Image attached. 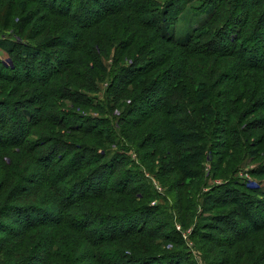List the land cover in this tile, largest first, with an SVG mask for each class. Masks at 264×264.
<instances>
[{"label": "trees", "instance_id": "1", "mask_svg": "<svg viewBox=\"0 0 264 264\" xmlns=\"http://www.w3.org/2000/svg\"><path fill=\"white\" fill-rule=\"evenodd\" d=\"M138 1L65 0L67 7L63 8L56 7V3L51 5L50 0H32L46 10L47 14L41 19L49 25L45 23L42 29L44 40L30 47L33 58H29L23 44L35 39L42 31L33 30L32 16H18L11 0L7 3L0 0V28L16 26L21 37L15 42L8 41L7 46L0 44L12 64H7L5 71L24 68L28 74L24 78L21 75L0 74V81L6 84L25 85V94L28 95L23 97L26 95L18 88L6 94L0 93V166L8 169L6 185L13 183L3 199L0 194V217L5 216L7 211L16 215L13 223L20 229L8 228V237L12 240L27 237L36 228L53 229L51 238H45L48 240L45 246L27 257L31 260L37 256L40 259L37 264H75L76 260L72 261L71 255L58 251L64 252V248L68 247L65 240H57L56 244L55 239L61 231L71 235L72 250L79 246L83 248L86 260L92 264H154L156 259L160 262L155 264H198L188 258L187 245L170 221V216L159 213L162 208L158 206L149 207L152 193L145 190L146 185L132 186L127 181L122 184L125 177L131 179L133 175L141 174L138 165L132 170L129 167L131 161L124 156L109 157L107 147L118 146L115 140L117 137L125 139L124 133L131 134L134 143L140 132L147 128L146 135L135 142V149L150 148L148 159L159 157L163 162L168 160L169 166H161V170L175 173L174 182L178 187L186 179H194L201 174L193 168L197 165L201 169L198 161L210 150L205 146L207 128L211 123H221L219 114L226 122L232 121V118L236 120L234 127L220 131L226 137L222 144L225 148L237 154L243 147H248L243 142L247 132H261L252 146H256L258 153L264 150V55L263 58H246L250 54L256 56L254 47L240 42L249 37V40L252 39L247 35L251 29L247 23L252 20L253 14L257 11L258 22L264 18V0H218L217 6L206 10L203 23L195 28L191 25L178 36L165 31L169 10H175L178 1H166L150 18V29L155 31L154 37L162 42L154 49L149 48L153 37L145 39L140 31ZM222 6H225V12L229 8L232 11L243 7L247 10L243 20H233L236 26L232 31L229 30L230 25L226 29L219 26L225 21L220 12ZM146 9L142 12L148 13ZM181 10L176 13L177 16L181 15ZM83 12L90 13V16L87 18ZM124 12L129 13L130 21L134 19L129 29L123 24L119 27L121 22L118 19ZM189 14L192 18L196 15L193 12ZM192 18L184 19V25L191 23ZM228 30L229 33H226ZM224 33L230 35L228 40L218 44L217 40ZM209 37L214 42H208ZM163 46L171 47L170 52L144 60ZM56 47H61L66 57L59 60L61 67L48 61V68L40 79L31 77L34 63H44L39 59L44 48ZM112 47L125 55L124 61L131 65L122 70L127 71V75L119 72L110 77L106 93L112 99L101 103L92 98L99 91V76L103 73L100 54L96 50L105 51ZM261 52L264 54V46ZM207 57H214V65L207 68L205 64L202 67L206 69L198 71L193 60L205 61ZM219 58L233 60V71L228 72V67L224 63L221 65ZM59 77L60 80L56 81ZM19 94L21 98H18ZM122 99L128 100L129 105H123L119 115L113 116L112 112L119 110L117 106ZM61 102L74 108H89L96 114L83 117L76 111L58 108ZM257 114L262 117H253L249 123L241 125L247 117ZM211 117L215 119L213 122ZM115 121L123 125L117 128ZM40 122L47 127L58 128L60 134L54 137L35 135V140L29 142L27 138L32 128ZM217 125L221 124H212V131ZM240 126L243 127L239 129ZM44 130L48 132L47 128ZM76 136L84 139L91 137L99 145L75 142ZM105 144L109 146L103 148ZM7 148L16 151L18 164L10 160L11 164L5 165L3 159L10 157L3 152ZM202 150L207 151L204 153ZM19 162L23 164L21 168H35V172L29 177H22L16 171ZM258 175L264 176V170ZM115 180L120 183L115 184ZM27 182L32 187H27ZM240 183L232 189L233 197L223 198L218 203L221 207L230 204L236 209L209 217V224L202 229L217 231L221 236L230 233L233 239L224 242L221 238H212L211 234L208 238L205 233L194 231L201 236L200 242L213 243L210 250L226 248L227 251L221 254L223 260L214 264H264V246L254 236L264 230V189ZM238 188L245 192L240 193ZM236 194L245 196L237 197ZM37 213L44 216L40 218ZM138 213L142 219L129 220L126 222L128 226L118 220L122 216ZM247 239L252 247L245 244ZM156 241L174 245L173 252L154 254ZM113 244V249L108 247ZM260 245L263 248H259ZM250 248L255 251L249 253ZM41 256L42 259L39 258Z\"/></svg>", "mask_w": 264, "mask_h": 264}, {"label": "rangeland", "instance_id": "2", "mask_svg": "<svg viewBox=\"0 0 264 264\" xmlns=\"http://www.w3.org/2000/svg\"><path fill=\"white\" fill-rule=\"evenodd\" d=\"M4 1L7 3L9 0H4ZM11 1L13 2V7L15 8L14 11L18 13V16H22V17L32 16L31 23H32V28L35 32H41L45 23H48L46 25H49V22L41 19L43 15L47 13H46V10L42 9V7L39 6L38 2L37 3L32 2V0H11ZM75 1L76 0H74V2ZM166 1H169V0H139L138 1L137 7L139 8L140 31H142L145 39L147 37L149 38L151 36L153 37L152 38L153 43L149 47L150 49L151 47L154 49L162 45V42L161 41L159 42L154 37L156 34L155 31L150 29V26L152 23L150 18L155 15L156 9L158 11L159 8L165 5L164 3ZM177 1L178 3L175 7V10H169L170 15L167 16L166 18L167 25L165 27L166 32H168L169 34H174V35L176 34L177 36L179 35V33L186 31V29H188L191 25H193L192 27L195 28L200 23H203L204 19L206 18V14H207L206 10L213 6L214 7L217 6L219 3L218 0H191L188 3H187V0H177ZM50 3L51 5H54V3H56L55 4L56 7L57 6H62L63 8L67 7L65 0H61V1L60 0H50ZM145 9L148 13L142 12V11H145ZM180 9H182L180 12L181 15L177 16L176 13L177 12L179 13ZM201 9L202 11H199ZM224 9H225V6H222L220 12H222L225 21L219 24V26H223L224 28L225 27L227 28V25H230L229 30L232 31L233 28L236 26L233 20H236L237 22L239 20L240 21L243 20L245 18V14L247 10L244 7L236 9L234 11H232L231 8H229V11L225 12ZM192 12L196 14L194 18L190 16L192 14H189ZM185 14L186 15L189 14V16H185ZM83 15H87V14L83 12ZM89 16H90V13L87 15V18ZM258 16L259 15L257 14V11H256L253 14L252 20L248 21L247 23V25L249 24V26H251V29L248 30L249 33L247 35H250L252 39L249 40L250 38L249 37L246 41L245 40L240 41L244 45H250V47H254L256 56L252 57V55L249 53L250 55L246 57L248 59L249 57L253 59H256L257 57L263 58V55H264L261 52V48L264 46V18H262V20L258 22V19H257ZM129 17H130L129 13L124 12L121 14V16L118 19L120 20L119 22H121V24L119 23L120 28L122 27V24L124 26L126 25V28L128 29L130 28L131 23H133L134 19L130 21L128 19ZM131 18L133 17L131 16ZM178 18H181V19L178 20ZM191 18L194 20H192V22L189 23L188 25H184L185 20H189ZM250 18L251 16L249 14V20ZM49 20L53 21V18H49ZM15 27L16 26L13 27V25H10L9 27L5 29L0 28V44L1 45L7 46L9 45V42H15V40L21 39V37L18 36L17 29H15ZM133 28H135V26H133ZM229 30L226 33H229ZM226 33H224L223 36L217 40L218 44L219 43L221 44V42L225 43L226 39L228 40V37L230 35ZM44 35H45V32L42 31V34L37 35L35 39L24 42L23 44L24 51L29 53V56H28L29 58L30 57L33 58V56H31L33 55L32 46L39 44V42H42L45 38ZM213 40L214 39L212 37L208 38V42L213 41ZM30 47H32L31 50H30ZM3 48L4 47H0V74L2 73L3 75L6 74L5 76L9 75V76H15V77L16 76L20 77L19 75H21L22 78L28 77V74L25 73L24 68L23 69L17 68L16 71H9V72L5 71L7 70L6 68L7 64L8 65H12V64H11V61L8 59L7 52H5ZM60 48L61 47L59 48L56 47V48H51V49L44 48V51H43L44 53H42L39 57V59L42 60L44 63L40 65H37L34 63L35 68L33 72L30 71L31 73L30 76L40 79L43 76V74H45L44 73L46 72L45 70L48 68V65L46 66L48 61H51L54 64L57 63V65L59 66L60 65L59 60L66 58ZM170 49L171 47L163 46L161 50L156 51L157 52L156 54L151 55V57L146 56L144 60L148 58L150 59L154 58L155 56H161V54L164 53L165 51L170 52L169 51ZM96 51L97 53L100 54V59H101L100 64L102 65L103 73L102 75L99 76V78H101V81H99L98 83L99 91L97 92V94H93L92 98L94 100L97 99L99 102L103 103V102H107L108 100L111 101L112 99L106 93L108 90V86L110 85V82H111L110 77H113V75L115 74L118 75L119 72L121 74H126L127 71L125 72L122 70L129 68L131 64L128 63V61H124L125 55H121L120 53H118V51H116L114 47L106 48L105 51H100L99 49H97ZM218 60L221 61V65L224 63V65L228 67L227 69L228 72L233 71L234 65H235L233 60H230L227 58H222V59L219 58ZM193 61H194L193 63L194 67L197 68L198 71H200V69L203 68L202 66H204L205 64L207 68H211L215 63L214 57H211L210 59L207 57L205 61H197L195 59ZM88 62L91 64L90 61H86V63ZM140 62H142V58ZM90 66L92 67V65ZM66 74L67 72H65V75ZM250 75L253 76V74L251 73ZM250 79L253 80V78H250ZM59 80H60V77L56 79V81H59ZM16 88L20 90L19 91L20 93H24V95H26L23 97H28V95L25 94L26 92L25 85L6 84L3 81H0V93L6 94L11 89H16ZM236 90H239V89H236ZM21 97L22 96L20 95V97L18 98H21ZM64 104L65 105H63V103L61 102L58 104L57 107L58 108L62 107L63 109H66L68 111H74V112L76 111L80 113L83 117L95 116L96 114L92 112V110L89 108H74L73 106L70 107L69 103H64ZM119 104L120 105L117 106V109L119 110L113 111L112 112L113 116L117 117L119 115V112L123 109L122 106L123 105L128 106L129 101L128 100L123 101L122 99L119 101ZM244 104L245 103L242 101V105ZM105 109L107 110L106 107ZM140 109H142L143 111H146L144 108H140ZM221 115L222 114H219L218 116V119L220 120L221 123L219 122L211 123L210 126L207 128L206 133L208 134V139L205 143V146L207 145V148H210V150L207 155L203 154L201 160L198 161L200 163L201 169L197 168L196 167L197 165L193 168V169H198L197 171L201 174L198 176H195L194 179H189V178L186 179L184 182L179 184V187L174 182L176 181L174 180L176 179L175 173H170V172L164 173L165 171L163 172L161 170V166L163 167L169 166L168 160L165 159L163 162L162 159H160L159 157H155L152 160L150 158L148 159L149 152L151 151L150 148L146 150L135 149L136 148L135 142L142 139V137L146 135V134L144 135V133H146L147 128L140 132L139 137L137 138V140H135L134 143L132 141L133 136L131 134L129 135L128 133L127 134L124 133L125 139L120 137L121 138V142H120V138L117 137V139L115 140V144H117L118 146L116 145L109 146L108 144H105L103 146V148H105V146L106 147L109 146L107 147V150L110 151L109 157L113 158V157L121 155V156H124L129 162L131 161V166L129 167L132 170H134L135 166L138 165L139 167L138 170L141 172V174L137 173L133 175V178L131 179H128L127 177H125V179L121 181L122 184L125 181H127V182H130L132 186L146 185L145 190L148 193H152V200L150 199L149 207L158 206L159 208H162V211H160L159 213H161L162 215H165V213H167V215L170 216V221L173 222L176 230L184 238L183 240L185 241V244L187 245L186 254H188V258L193 259L198 264H214V262L218 260L221 262L224 258L221 254H224L227 250L226 248L216 249L215 251L210 250V248L214 246L213 243L200 242L201 236H199V234L196 235L195 232L197 231L203 232L205 233L204 235L206 236L211 234L212 238H221V240H223L224 242L233 239V236L230 233H226L224 234V236H221L219 235L217 231L215 232L210 231L211 232L210 233L207 230H202L203 227L209 224V220H207L209 219V217L216 216V215H223L224 213H228V211L230 210L236 209L235 206H232L230 204L224 207H221L220 205H218V203H220L221 200H223V198L225 200L229 199L234 192L232 189H235L240 182L247 184L251 188L254 186L256 187L258 186L264 189V176L258 175L262 171V169L264 170V150L263 152L258 153L256 150L257 149L256 146L255 147L252 146V143L258 139L259 137L258 135L261 132H255V134H253V132L251 133L247 132L245 135L246 140H244L245 139L244 138L243 142L246 145H248L249 148L243 147L241 150H239L240 153L238 152L237 154H233L234 152H232L231 150L223 146L224 145L223 143L225 142L226 137L223 133H220V131L221 129H225L229 126L234 127V125L236 124V120L235 118H232V121L229 120V122H226L224 119L221 118ZM253 117L261 118L262 116L261 114H257L255 116L247 117V119L241 125L243 124L245 125V123L247 122L249 123L251 119H253ZM213 120L215 119L213 118L211 122H213ZM114 123H116L117 128H120V126L123 125L116 121ZM217 123L221 125H217L215 130L212 131V128H213L212 124H217ZM146 125H147V122H146ZM243 126H240L239 129L242 128ZM45 128H47L48 132L47 131L45 132L44 130ZM236 128H238V125L236 126ZM59 134H60V130L58 128H53L51 126L47 127L45 124L40 122L38 126H35L32 128L31 134L27 139L29 142H31L32 140H35V137H34L35 135L37 137H40V136L54 137V136H58ZM72 136L75 138V135H72ZM76 137L77 138L74 140L75 142L77 141L79 143L84 142L86 144L88 143L95 144L94 146L96 147H98L97 145H99L91 137L87 139H84L78 136ZM3 150L5 154L10 155L8 159H3L5 160L6 166H9V164H11L10 163L11 161L15 165L18 164V161H17L18 154H16V151L11 150V148H7ZM202 151H205L204 153H206L207 150H202ZM19 164L20 165L16 166V169H17L16 171H18V173L20 172V174H22V177H29L31 174L35 172V168L23 169L21 168L23 167V164L20 162ZM145 168L147 169L146 171H145ZM7 170L8 169L1 168L0 166V188H3L2 190H0V194H1L2 199L3 197H5L6 191L9 189V186L13 185V183L12 184L10 183L9 185H6L5 183V180H6L5 176H6ZM118 183H120L119 180H115V184H118ZM25 185L29 188L32 187V184L28 182ZM239 192L243 193L245 191H243L242 189H239ZM238 196L242 197L245 195L238 194ZM252 196L256 197L255 195H252ZM37 214H38L37 216H40V218L44 216L43 213H37ZM15 216L16 215L13 212L7 211L5 213V216L0 217V225H1L0 227H2V229L0 230V264H37L38 261H40V259H37V256L36 258H33L31 260L27 257H29L30 253H32L33 251L36 252L38 248H42L45 246L44 243L45 241H48L46 239L51 238L52 236L51 231L53 229H51L50 227L43 228V229L36 228L27 237L20 238L19 240H12L11 237L9 239L8 237L9 229L8 228H19L20 229V226H15L13 223V221L15 220L14 219ZM133 219H136V220L142 219V215L138 213L136 215L133 214L131 216H125V217L122 216V218H118V220H121L120 224L123 223L125 225L127 224L126 222H128L129 220H133ZM66 236L68 238H66ZM254 236L257 237L260 243L264 246V230H261L258 234ZM70 238H71V235L68 236L66 231L64 233H62V231L59 232V235L57 236L55 240L56 241L65 240V245L68 247L67 249L64 248V252L61 250H58V251H60L61 253L66 252L67 254L71 255L70 259L74 262L76 260L75 264H92V262H88L86 260L87 254L85 253V250L83 248L79 246L77 248L79 249L78 251L77 249L72 250V247H71L72 240ZM58 242L59 241L56 242L57 245H58ZM245 244H248L249 247H252L250 246L251 244L249 242V239L246 240ZM155 245H157V248L154 251L155 252L154 254H157L159 252L165 253V254L167 252H173L174 245L170 243L156 241ZM262 245H260L259 248H263ZM108 247H112L113 249L115 245L114 244L108 245ZM84 248H86V245ZM206 251H209V252H206ZM253 251H255V249L250 248L249 253H253ZM39 258L42 259L43 256ZM77 258H79L78 259L79 262L77 261ZM153 262L155 264L156 262H160V260L156 259V260H153Z\"/></svg>", "mask_w": 264, "mask_h": 264}]
</instances>
